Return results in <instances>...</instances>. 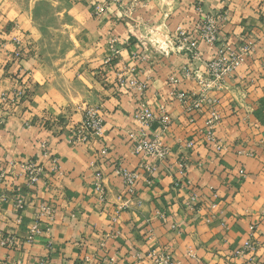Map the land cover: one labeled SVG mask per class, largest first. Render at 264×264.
Here are the masks:
<instances>
[{
	"label": "crops",
	"instance_id": "crops-1",
	"mask_svg": "<svg viewBox=\"0 0 264 264\" xmlns=\"http://www.w3.org/2000/svg\"><path fill=\"white\" fill-rule=\"evenodd\" d=\"M61 2L54 39L63 35L69 46L53 59L32 0H0V234L15 240L0 245V264H153L151 250L177 264H264V0ZM97 6L105 11L96 14ZM222 13L221 41L254 51L205 89L218 43L201 41L192 54L173 37ZM121 76L145 91L120 85ZM22 89L26 97L12 103ZM182 91L207 93L192 116ZM214 100L222 121L209 139ZM142 104L157 118L167 114L169 126L158 119L142 126L135 118ZM90 108L103 116V130L75 143L73 130ZM142 131L169 147L166 160L135 150L130 133ZM29 162L46 169L35 185ZM119 165L139 174L132 195ZM44 206L52 217L41 214ZM37 226L42 232L33 234ZM248 240L254 251L244 249Z\"/></svg>",
	"mask_w": 264,
	"mask_h": 264
},
{
	"label": "built area",
	"instance_id": "built-area-1",
	"mask_svg": "<svg viewBox=\"0 0 264 264\" xmlns=\"http://www.w3.org/2000/svg\"><path fill=\"white\" fill-rule=\"evenodd\" d=\"M113 3H120L122 0H110ZM105 8L103 6L96 7V14L103 13ZM227 21V13L219 15L207 14L194 22L191 30H185L179 28L173 37V43L180 49H183L189 53L197 54L199 51V44L201 41H205L209 45H216L217 51L215 55L207 63V75L203 81V86L206 89L211 83L223 82L229 77L235 70H237L243 63H245L247 56L254 51V46L251 43H245L238 48H233L230 44L221 41V31L223 24ZM17 43L19 40L15 39ZM22 53L16 51V56L20 57ZM134 71V69H131ZM119 84L129 85L131 88L137 89L140 93H143L146 89L144 83H139L136 80H126L124 77L119 78ZM207 93L203 92L199 96L182 91L177 93L178 98L186 104L185 110L189 116L199 109L207 98ZM7 97V96H5ZM26 97L25 90H18L14 93L11 102L16 103ZM135 118L144 127L150 126L157 119L163 124L164 128H167L171 122V118L167 114H163L160 118H157L156 114L147 105L142 104L141 108L136 112ZM222 121V115L218 109V101L214 100V104L210 107V117L207 121V134L209 139H214V130L216 126ZM104 127V119L96 108H90L86 110L84 120L74 128L72 134V141L75 143L88 142L95 134H100ZM130 139L136 144L135 150L144 152L148 155L157 157L159 160H166L169 156L170 149L166 146L162 140L156 137H149L146 131H142L139 134L135 132L130 133ZM219 150L226 149V146L222 143L218 145ZM187 162H181V168L185 170L188 166ZM25 170L27 173L28 184L35 185L42 176L45 174L46 169L37 164L36 162H29L25 164ZM52 171L61 174V167L57 159L53 160ZM115 173L120 176L126 186L127 193L129 195L134 194L135 184L139 178L138 172L131 171L121 165L117 166ZM103 174L98 172L97 174V191L99 192L100 199L106 200L107 190L103 185ZM6 175L4 172L0 173V181H5ZM19 207H23V203H19ZM41 214H47L53 216L54 210L49 206H44L41 210ZM42 231L39 226L35 227L33 234H40ZM15 244V240L11 237H6L0 234V245L6 247H12ZM244 249L247 251L255 250V243L252 240H248L245 243ZM149 258L153 264H177L173 258L165 252H159L157 250H151L149 252Z\"/></svg>",
	"mask_w": 264,
	"mask_h": 264
},
{
	"label": "rangeland",
	"instance_id": "rangeland-1",
	"mask_svg": "<svg viewBox=\"0 0 264 264\" xmlns=\"http://www.w3.org/2000/svg\"><path fill=\"white\" fill-rule=\"evenodd\" d=\"M27 3L30 0H20ZM61 0H32L33 16L35 20L40 24L42 31L46 37L44 42V51L47 53L48 58H55L58 54L63 53L69 45L66 42V38L63 35L57 36L54 39L55 30L61 26V17L63 21V3Z\"/></svg>",
	"mask_w": 264,
	"mask_h": 264
}]
</instances>
